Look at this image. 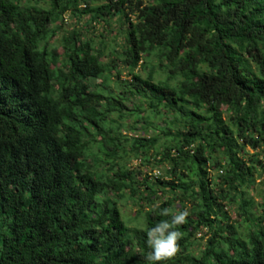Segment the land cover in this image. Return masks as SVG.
Masks as SVG:
<instances>
[{
	"label": "trees",
	"instance_id": "obj_1",
	"mask_svg": "<svg viewBox=\"0 0 264 264\" xmlns=\"http://www.w3.org/2000/svg\"><path fill=\"white\" fill-rule=\"evenodd\" d=\"M84 17L119 57L64 29ZM263 174L264 0H0V264H147L160 208L189 213L167 264H264Z\"/></svg>",
	"mask_w": 264,
	"mask_h": 264
},
{
	"label": "rangeland",
	"instance_id": "obj_2",
	"mask_svg": "<svg viewBox=\"0 0 264 264\" xmlns=\"http://www.w3.org/2000/svg\"><path fill=\"white\" fill-rule=\"evenodd\" d=\"M73 26H77L79 29H81L86 36L93 37L97 46L101 45L100 44L101 40L104 41V43H106V46H107V49L105 50L107 54H110V50L115 48L116 53L114 55H116V57L120 56V51L124 48V45H125L124 44V32H123L124 28L121 27L115 21L110 26L102 23L100 26L98 25L96 27L97 29H93L92 27H90L89 21L85 17L82 18L81 21L79 22L76 18H70L69 23L65 24L64 29L70 30L71 28H73ZM100 35H102V38L100 37ZM117 62L119 63V68L122 70V78L123 79L127 78L128 71L125 68H123L122 65H120L119 60ZM153 64L155 65L156 62L153 61L150 65H153ZM139 72L145 75L148 72V70L140 69ZM113 73H116L115 70L113 71ZM162 78H164V74L162 71H160V74L157 75V80L162 79ZM98 82L101 83L102 80H98ZM138 103L141 105V107H143V110H144L143 113L145 114V116L148 115V112H145L147 108L146 102L138 100ZM130 107H132V104ZM151 120L153 121L152 123L155 127L157 126V127L163 128L166 126L164 122L165 118L151 119ZM144 126H146V123L144 121H140V123L138 124V128H139L138 132L140 133V135H147L146 129L144 130L142 128ZM147 129L149 130L148 134L150 135H155L157 133V131L155 132L153 127H148ZM129 134L131 135L132 133L129 132ZM215 156L220 157V153H216ZM133 165L136 167H140L143 173H147V174L151 173V171L154 172L159 169L163 171L162 166H157L156 168L154 167L152 169V168H148L144 166H139V165L137 166L135 162ZM219 173H218V170H216L215 168L211 169V174L213 177L216 178ZM263 179H264V174H263V178H260V177L256 178L255 184L249 189H247L246 191L248 199L253 201L255 204L262 203V193L264 189ZM118 205L122 212V216L124 220L127 222V224H129L130 227L132 228H135V227L143 228L144 227L146 212L147 210L151 208V205L148 202L138 203L134 199L126 198V199L119 201ZM140 210L142 213H139ZM227 211L231 217V223H236V222L241 221L242 216H239L238 214L237 204H232L231 206H229L227 208ZM204 244H205L204 240L196 238L192 251L195 254L201 253L203 250Z\"/></svg>",
	"mask_w": 264,
	"mask_h": 264
},
{
	"label": "clouds",
	"instance_id": "obj_3",
	"mask_svg": "<svg viewBox=\"0 0 264 264\" xmlns=\"http://www.w3.org/2000/svg\"><path fill=\"white\" fill-rule=\"evenodd\" d=\"M188 214L186 208L175 212L168 208H160L159 215L168 218L158 220L146 229V244L150 249L144 257L147 264H167L175 255L177 242L182 236L176 226L184 223Z\"/></svg>",
	"mask_w": 264,
	"mask_h": 264
}]
</instances>
